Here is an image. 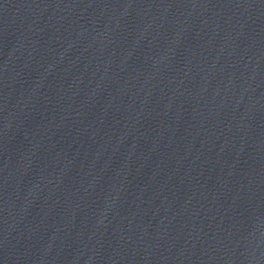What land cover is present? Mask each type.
<instances>
[{
  "label": "water",
  "instance_id": "95a60500",
  "mask_svg": "<svg viewBox=\"0 0 264 264\" xmlns=\"http://www.w3.org/2000/svg\"><path fill=\"white\" fill-rule=\"evenodd\" d=\"M0 264H264V0H0Z\"/></svg>",
  "mask_w": 264,
  "mask_h": 264
}]
</instances>
